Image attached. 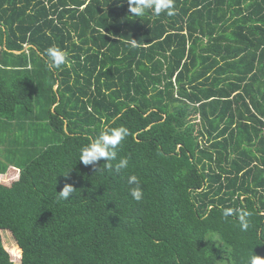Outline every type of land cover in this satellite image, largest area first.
I'll return each mask as SVG.
<instances>
[{
	"label": "trees",
	"instance_id": "obj_1",
	"mask_svg": "<svg viewBox=\"0 0 264 264\" xmlns=\"http://www.w3.org/2000/svg\"><path fill=\"white\" fill-rule=\"evenodd\" d=\"M175 6L138 18L128 0H0V135L25 131L40 106L53 142L20 167L0 137V174L20 169L0 183V264H14L4 230L21 264L264 257V0ZM51 46L67 51V65L49 68ZM118 127L129 134L111 170L79 161ZM121 158L129 167L117 173ZM66 184L76 190L62 200Z\"/></svg>",
	"mask_w": 264,
	"mask_h": 264
},
{
	"label": "clouds",
	"instance_id": "obj_2",
	"mask_svg": "<svg viewBox=\"0 0 264 264\" xmlns=\"http://www.w3.org/2000/svg\"><path fill=\"white\" fill-rule=\"evenodd\" d=\"M129 10L134 17H143L146 11L151 10L156 16L162 12L167 16L176 14L175 0H128ZM136 40L132 39L131 45L136 46ZM48 57V66L50 69H59L68 64V53L57 46H51L46 49ZM129 132L125 127L112 128L102 131L99 137L93 140L89 145L84 146L80 150V158L84 165H96L99 161L106 160V165L109 170L113 168L112 161H117V149L128 136ZM129 167L127 158H121L115 163L114 169L117 173ZM7 173V172H6ZM5 173V174H6ZM4 175V174H1ZM20 175V170H19ZM19 177V176H18ZM129 185H135L131 188L130 194L136 201L143 199V190L140 186L139 178L136 175H130L127 180ZM75 188L71 184H66L62 191L58 192L62 200H68L74 193ZM232 215V210L224 211V216ZM249 213L244 212L239 216V221L242 230H247L248 222L246 217ZM249 264H264V257L254 254L249 261Z\"/></svg>",
	"mask_w": 264,
	"mask_h": 264
},
{
	"label": "rangeland",
	"instance_id": "obj_3",
	"mask_svg": "<svg viewBox=\"0 0 264 264\" xmlns=\"http://www.w3.org/2000/svg\"><path fill=\"white\" fill-rule=\"evenodd\" d=\"M26 49L29 48L26 47ZM39 107L40 106H36L35 112L37 114H34L28 121L27 126H25V131L22 132V129L19 130L17 127L12 126L13 128L8 133L5 134L3 132L1 134L3 137L5 135L7 138V141H5L6 149H10L9 152H7V150L4 151V154L7 158V161L13 163L14 165L23 167L26 163L34 159L39 151H41V147L47 143H53L50 139L51 135L49 133L52 128L44 119L46 117L41 113ZM40 115H42V118H40ZM36 123L40 124L36 125ZM1 135L0 137L3 138ZM41 139L43 140L41 141ZM0 159L1 162L5 161V159L2 158L1 153ZM18 176L19 172L10 168L6 174L0 175V183L10 186L12 182L18 178ZM2 236L4 245L11 254L14 264H21V253L11 232L4 230L2 232Z\"/></svg>",
	"mask_w": 264,
	"mask_h": 264
},
{
	"label": "crops",
	"instance_id": "obj_4",
	"mask_svg": "<svg viewBox=\"0 0 264 264\" xmlns=\"http://www.w3.org/2000/svg\"><path fill=\"white\" fill-rule=\"evenodd\" d=\"M27 47L29 48V46H27ZM56 87H57V86H56ZM56 87H55V88H56ZM10 168L13 169L14 171H17V172H19V170H20V169L16 168L15 166H10V167L8 168V170H9ZM8 170H7V172H8ZM0 175H1V174H0ZM10 186H11V185H10Z\"/></svg>",
	"mask_w": 264,
	"mask_h": 264
},
{
	"label": "water",
	"instance_id": "obj_5",
	"mask_svg": "<svg viewBox=\"0 0 264 264\" xmlns=\"http://www.w3.org/2000/svg\"><path fill=\"white\" fill-rule=\"evenodd\" d=\"M18 54H19V53H18ZM55 89H57V87H56Z\"/></svg>",
	"mask_w": 264,
	"mask_h": 264
}]
</instances>
